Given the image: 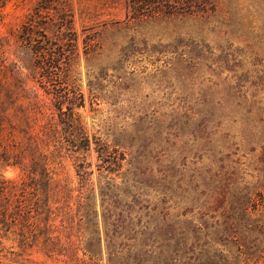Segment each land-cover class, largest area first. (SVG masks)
Listing matches in <instances>:
<instances>
[{
  "label": "rangeland",
  "instance_id": "374dc122",
  "mask_svg": "<svg viewBox=\"0 0 264 264\" xmlns=\"http://www.w3.org/2000/svg\"><path fill=\"white\" fill-rule=\"evenodd\" d=\"M0 145L46 157L56 228L117 185L124 264H264V0H0ZM70 222L18 264L88 260Z\"/></svg>",
  "mask_w": 264,
  "mask_h": 264
},
{
  "label": "trees",
  "instance_id": "16d2710c",
  "mask_svg": "<svg viewBox=\"0 0 264 264\" xmlns=\"http://www.w3.org/2000/svg\"><path fill=\"white\" fill-rule=\"evenodd\" d=\"M81 125L77 115L71 110L68 115V127H81ZM83 134V148L87 152L91 151V139L85 130ZM77 143L72 141L71 148L79 147ZM98 152L101 154L100 158L102 155L112 157L108 146H104ZM25 157L31 158L29 165L25 163ZM10 166L20 168L24 180L21 183L8 182L3 175H0V264H18L17 259L35 247H41L48 253L55 252L52 251L55 243L60 244L64 239H67L66 243L68 239L72 240L68 237L70 219L71 227L77 228L80 234L77 237L79 246H83L84 256L88 259H79L75 255L70 259L71 263L98 264L105 248L108 264H124L125 253L129 255L131 245L122 238L129 240L133 212L131 209L118 210L116 205L111 204L117 202L114 194L117 185L108 183L106 188L100 187L99 197L103 213L100 214L97 208V195L92 190L93 196L91 193L86 197L77 198L78 208L75 215L70 205L65 206L61 228H56L54 225L59 218L56 212L59 210L53 207L57 203H51L52 193L49 188L53 178L46 157L39 153L38 147L31 145L11 159L7 152H2L0 145V169ZM15 189L20 195L11 202L10 196L15 193ZM42 196H45V199H42ZM56 233L58 235H55ZM10 239L13 240L18 251L13 250L15 247L4 246V240ZM76 245L72 240V246Z\"/></svg>",
  "mask_w": 264,
  "mask_h": 264
}]
</instances>
